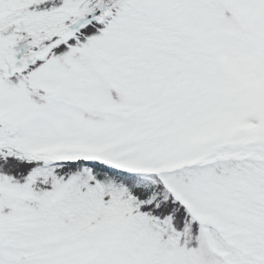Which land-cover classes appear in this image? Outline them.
<instances>
[{
  "label": "snow or ice",
  "instance_id": "1",
  "mask_svg": "<svg viewBox=\"0 0 264 264\" xmlns=\"http://www.w3.org/2000/svg\"><path fill=\"white\" fill-rule=\"evenodd\" d=\"M0 264H264V0H0Z\"/></svg>",
  "mask_w": 264,
  "mask_h": 264
}]
</instances>
